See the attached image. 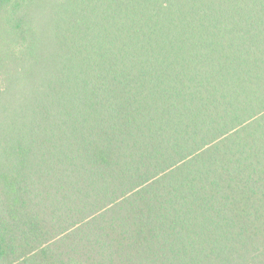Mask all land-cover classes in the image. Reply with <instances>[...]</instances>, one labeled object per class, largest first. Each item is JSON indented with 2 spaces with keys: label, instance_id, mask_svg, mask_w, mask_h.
Wrapping results in <instances>:
<instances>
[{
  "label": "trees",
  "instance_id": "16d2710c",
  "mask_svg": "<svg viewBox=\"0 0 264 264\" xmlns=\"http://www.w3.org/2000/svg\"><path fill=\"white\" fill-rule=\"evenodd\" d=\"M0 264H264V0H0Z\"/></svg>",
  "mask_w": 264,
  "mask_h": 264
}]
</instances>
